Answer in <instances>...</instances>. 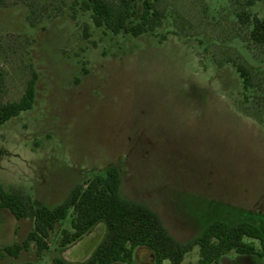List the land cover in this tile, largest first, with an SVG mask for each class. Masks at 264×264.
Returning <instances> with one entry per match:
<instances>
[{
  "label": "rangeland",
  "instance_id": "obj_1",
  "mask_svg": "<svg viewBox=\"0 0 264 264\" xmlns=\"http://www.w3.org/2000/svg\"><path fill=\"white\" fill-rule=\"evenodd\" d=\"M76 1L0 6V104L18 101L37 74L33 107L0 125V185L55 207L117 164L123 196L155 210L180 241L214 220L251 222L264 234V47L245 42L249 28L234 3L156 0L163 25L133 37L96 27ZM32 8L45 13L35 27ZM251 12L264 18V2ZM228 57L251 65L263 91L246 98L233 65H218ZM69 225L70 217L41 257L33 246L0 264L86 260L105 225L60 248L59 231ZM32 228L30 219L0 209V247L22 242ZM242 257L232 251L220 264H245ZM199 258L195 247L183 264ZM152 261L147 248L137 250L136 264Z\"/></svg>",
  "mask_w": 264,
  "mask_h": 264
},
{
  "label": "trees",
  "instance_id": "obj_2",
  "mask_svg": "<svg viewBox=\"0 0 264 264\" xmlns=\"http://www.w3.org/2000/svg\"><path fill=\"white\" fill-rule=\"evenodd\" d=\"M236 9L238 22L249 28L245 42L249 46L264 47V18L253 15L252 7L264 0H231ZM4 0H0V6ZM84 12H90L93 24L115 35L140 37L153 33L163 25L164 13L156 0H79L75 2ZM32 8L27 16L35 27L45 16ZM232 64L239 74L244 93L263 91L254 68L239 57L219 61ZM37 74L29 80L25 93L18 101L0 104V125L21 112L33 107L36 98ZM264 94V92H263ZM122 171L117 164H110L79 183L59 205H38L30 195L17 190H6L0 185V209L10 211L17 220L30 219L33 228L22 242L0 247V258H19L23 251L33 246L41 257L50 249L51 236L58 226L70 217V225L59 231L58 245L66 248L89 234L99 223L106 232L89 258L71 262L62 256H54L51 264H136L135 254L141 247L153 256L152 264H183L186 255L199 247L198 264H220L228 253L258 257L264 264V234L251 222L230 224L214 220L202 232L189 241H180L164 225L159 214L147 204L123 196ZM261 242L258 248L254 242Z\"/></svg>",
  "mask_w": 264,
  "mask_h": 264
},
{
  "label": "crops",
  "instance_id": "obj_3",
  "mask_svg": "<svg viewBox=\"0 0 264 264\" xmlns=\"http://www.w3.org/2000/svg\"><path fill=\"white\" fill-rule=\"evenodd\" d=\"M242 258H244V263L246 264V263H249L251 260L249 259V258H252V256H243ZM223 259H225V257H223L222 258V260ZM221 260V261H222ZM228 261H230V260H228ZM231 262V261H230Z\"/></svg>",
  "mask_w": 264,
  "mask_h": 264
}]
</instances>
